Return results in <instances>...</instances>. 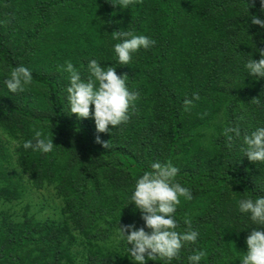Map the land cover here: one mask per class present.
<instances>
[{
  "label": "trees",
  "instance_id": "16d2710c",
  "mask_svg": "<svg viewBox=\"0 0 264 264\" xmlns=\"http://www.w3.org/2000/svg\"><path fill=\"white\" fill-rule=\"evenodd\" d=\"M252 16L264 19L260 0H132L127 8L110 0H0V205L18 200L25 185L61 201L59 220L0 212V264H133L116 225L144 227L129 197L156 161L177 166L193 195L181 198L177 230L187 220L201 233L173 264H187L194 250L206 253L201 264H240L255 226L247 228L237 202L246 192L264 196V164L243 156L242 139L229 147L223 130L236 126L243 135L264 124V78L245 68L264 51V29ZM121 30L155 44L122 66L113 51ZM91 59L115 66L139 93L130 119L109 126L111 135L97 133L91 114L68 111L65 61L83 78ZM20 64L33 79L10 94L3 82ZM193 93L201 99L186 111ZM37 130L53 139V153L15 147Z\"/></svg>",
  "mask_w": 264,
  "mask_h": 264
},
{
  "label": "clouds",
  "instance_id": "9594fccd",
  "mask_svg": "<svg viewBox=\"0 0 264 264\" xmlns=\"http://www.w3.org/2000/svg\"><path fill=\"white\" fill-rule=\"evenodd\" d=\"M113 5L127 8L132 0H110ZM264 10V0H260ZM251 23L264 29V19L251 17ZM118 42L113 51L117 62L124 66L130 64L134 55L141 49L148 50L155 41L146 35H136L129 30L113 33ZM261 59H250L245 64L247 74L256 78H264V51L260 52ZM97 59H91L86 65L87 76L82 78V71L77 69L71 61H65L63 71L68 74L69 84L66 88L68 111L78 119H87L90 114L95 122L97 133H109L125 124L130 119V109L135 106L139 93L130 91L127 76H118L115 66L105 67ZM33 79L32 70L23 64L13 67L10 75L4 80L10 94L23 93L26 86ZM199 93H193L191 98H185V110H189L200 101ZM90 106H94L90 113ZM111 126V129L109 128ZM223 135L229 141L241 140L240 151L252 163L264 164V124L257 126L250 133L243 132L236 126H228ZM97 143L109 148V142H102L99 135ZM24 150H31L47 155L53 153L56 146L50 139L37 130L33 139L23 141L22 145L15 144ZM180 169L171 161L151 163L150 169L144 171L134 184L129 197L135 210L141 213L144 227L137 228L135 224L117 227L118 240L127 246V252L133 264H148V261H162L163 264L181 262L182 250L187 251L196 245L201 233L193 229L190 221H185V230L178 231L179 221L176 218L181 198L185 201L193 199L190 188L184 186L177 179ZM249 193V192H246ZM241 195L237 202L238 212L253 228L245 243L247 251L240 257V264H264V196ZM127 205V206H128ZM145 228L150 231H145ZM223 256V253H221ZM206 257L203 250H194L187 256V264H201Z\"/></svg>",
  "mask_w": 264,
  "mask_h": 264
},
{
  "label": "rangeland",
  "instance_id": "374dc122",
  "mask_svg": "<svg viewBox=\"0 0 264 264\" xmlns=\"http://www.w3.org/2000/svg\"><path fill=\"white\" fill-rule=\"evenodd\" d=\"M12 151V150H11ZM13 165L14 164L13 160ZM23 180L28 182L26 175H22ZM24 193L20 198L11 203L0 205L1 211H8L10 215L21 221L23 212H27L29 216H34L37 220L52 219L59 220L61 201L57 199L52 190H35L33 188L24 187Z\"/></svg>",
  "mask_w": 264,
  "mask_h": 264
}]
</instances>
